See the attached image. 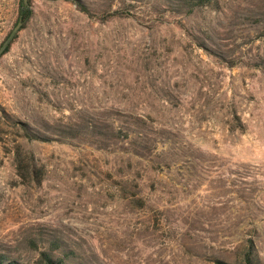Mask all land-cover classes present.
Masks as SVG:
<instances>
[{"label":"rangeland","instance_id":"obj_1","mask_svg":"<svg viewBox=\"0 0 264 264\" xmlns=\"http://www.w3.org/2000/svg\"><path fill=\"white\" fill-rule=\"evenodd\" d=\"M82 1L31 0L0 58V257L264 264V0Z\"/></svg>","mask_w":264,"mask_h":264},{"label":"trees","instance_id":"obj_2","mask_svg":"<svg viewBox=\"0 0 264 264\" xmlns=\"http://www.w3.org/2000/svg\"><path fill=\"white\" fill-rule=\"evenodd\" d=\"M68 1L73 3L74 5H76L82 12H84L88 15H91L90 10L88 9V7L84 4V2L82 0H68ZM179 1L184 6H188L191 9H194V8L200 7V6H204L206 4H211L214 2V0H179ZM120 15H121V13L118 11V12L111 13L110 15H106V16H107V18L108 17L113 18L115 16H120ZM32 16H33V10L31 9V0H28V5H25L24 1L22 0L21 9H20V16H19V21L20 20L23 21V26H22L21 30L24 28L25 23H27L31 20ZM18 34H17V36H18ZM9 35H8V37H9ZM17 36L15 37V39L17 38ZM13 41H12V43H13ZM12 43L7 48L5 53H7L9 51ZM25 132L27 134L26 136L32 139V135L29 134L27 129H25ZM14 159L16 161L17 171L19 172L22 179H24L26 182L27 181L36 182V183L41 182V178H42L41 174L42 173L40 170H37L35 163H34L35 159L32 155H29V159L27 161L23 162V159H22V157L18 151L14 155ZM0 264H20V263L17 261H12V260L4 259V258L0 257ZM38 264H67V263L63 259H55V258H52L51 256L46 255V256H44V259H41L38 262ZM218 264H263V262L259 256V253H258V250H257L255 244L252 241H249L248 243H245L244 245H242V247L240 248V251L237 253V256H236V259L234 262L229 263V262H225V261H218Z\"/></svg>","mask_w":264,"mask_h":264},{"label":"water","instance_id":"obj_3","mask_svg":"<svg viewBox=\"0 0 264 264\" xmlns=\"http://www.w3.org/2000/svg\"><path fill=\"white\" fill-rule=\"evenodd\" d=\"M23 1L25 5H28V0H23ZM22 26H23V21L20 20L18 24L16 25V27L13 29V31L10 33L9 37L4 41V43L0 47V58L4 55L7 48L10 46L12 41L15 39L19 31L21 30Z\"/></svg>","mask_w":264,"mask_h":264}]
</instances>
